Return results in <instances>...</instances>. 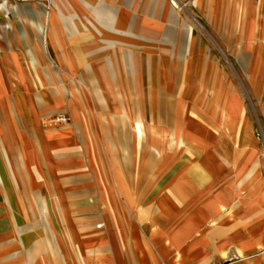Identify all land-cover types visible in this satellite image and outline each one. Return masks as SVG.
<instances>
[{"label": "crops", "instance_id": "0c3cea01", "mask_svg": "<svg viewBox=\"0 0 264 264\" xmlns=\"http://www.w3.org/2000/svg\"><path fill=\"white\" fill-rule=\"evenodd\" d=\"M18 2L0 264H264V0Z\"/></svg>", "mask_w": 264, "mask_h": 264}, {"label": "rangeland", "instance_id": "374dc122", "mask_svg": "<svg viewBox=\"0 0 264 264\" xmlns=\"http://www.w3.org/2000/svg\"><path fill=\"white\" fill-rule=\"evenodd\" d=\"M23 3L18 2V0H0V45L3 40H6L7 33L10 32L8 29V20L7 16H17L20 14V8ZM225 41L224 40H214L211 39L210 43L213 48L218 53L216 56V63L218 65L222 64H230V55H225ZM237 42V41H235ZM227 45H230V41L227 42ZM1 47V46H0Z\"/></svg>", "mask_w": 264, "mask_h": 264}, {"label": "built area", "instance_id": "2783aa9c", "mask_svg": "<svg viewBox=\"0 0 264 264\" xmlns=\"http://www.w3.org/2000/svg\"><path fill=\"white\" fill-rule=\"evenodd\" d=\"M59 120H61V121H64V120H65V118H64V117H61V118H59Z\"/></svg>", "mask_w": 264, "mask_h": 264}]
</instances>
